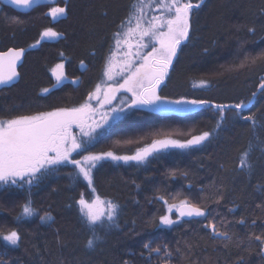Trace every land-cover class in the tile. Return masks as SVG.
Returning <instances> with one entry per match:
<instances>
[{
  "label": "trees",
  "instance_id": "1",
  "mask_svg": "<svg viewBox=\"0 0 264 264\" xmlns=\"http://www.w3.org/2000/svg\"><path fill=\"white\" fill-rule=\"evenodd\" d=\"M139 3L140 0H56L28 12L0 3V52L13 47L26 49L18 82L0 90V118L87 103L89 93L103 79L114 34L122 30L121 22L125 24ZM52 7H66V15L53 20L49 14ZM49 27L62 35L44 39L35 48L27 47ZM253 57L257 58L254 63ZM61 62L66 81L57 84L51 69ZM262 78L264 0H203L192 13L190 37L177 49L159 94L171 100L183 97L227 104L246 101L256 92L250 109L258 121L255 130L250 122L229 110L222 128L201 145L170 148L142 164L101 161L94 169L91 188L82 178L74 180L69 175L75 172L72 166H61L31 187L37 214L20 221L16 217L29 196L28 186L0 184V261L264 264V243L255 239L260 236L264 241V92L258 89ZM201 80L208 81L209 86H198ZM44 88L49 91L42 92ZM248 114L245 111L242 115ZM218 116L219 112L208 105L170 111L133 108L114 121L89 151L132 155L154 140L184 141L211 131ZM249 142L253 144L250 172L238 168L240 154ZM79 158L73 155V159ZM82 193L85 198L93 193L120 206L114 225L95 229L100 239L92 248L87 247V241L93 229L82 219L76 203ZM161 196L169 205L187 199L204 207L208 215L180 219L171 226L159 225V217L167 212ZM46 213L51 214V219L41 221L40 216ZM170 215L176 220L174 211ZM209 222L227 232L231 241L214 236L207 227ZM11 230L20 235L18 245L2 239ZM145 244L153 249L160 246L161 252L150 255ZM165 245L170 256L165 255Z\"/></svg>",
  "mask_w": 264,
  "mask_h": 264
},
{
  "label": "snow or ice",
  "instance_id": "2",
  "mask_svg": "<svg viewBox=\"0 0 264 264\" xmlns=\"http://www.w3.org/2000/svg\"><path fill=\"white\" fill-rule=\"evenodd\" d=\"M36 2L38 0H7V3L18 8H29ZM151 2L152 0H149V3ZM202 2L203 0H196L195 3L193 0H157V7L161 9V13L159 16H153L147 22V26H144L145 4L144 0H140L141 6L136 9L138 15L130 16L127 30L118 31L114 34L117 46L122 42L128 45L129 51L125 53L128 59L125 66L122 67L121 73L112 74L111 58H109L105 66V75L109 81H113L115 76H120L123 82L116 81L115 87L109 85L105 100L98 101V103L110 105L107 95L111 94L114 97L120 89H125L131 93L130 103L109 107L99 120L94 122H90V117L96 115L95 109L89 103L82 104L80 107L59 108L47 113L0 118V184L19 188H24L27 185L29 189V196L21 205V211L16 217L17 221L31 218L37 214V209L33 207L31 200V187L38 184L44 176L58 171L61 166H72L75 172L69 175L74 180L82 178L89 187H92L94 169L101 161L111 159L124 162L135 161L137 164H142L155 153L170 148L188 149L201 145L209 141L222 128L229 110L233 111L234 116L250 122L252 130H255L258 121L250 109L255 103L256 92H253L246 101L242 99L237 103L227 104H217L211 100H187L183 97L176 101H168L166 97L157 93V89L168 75L169 66L172 65L173 58L177 55V49L182 42L190 37L192 13L201 6ZM49 14L53 20H56L66 15V7H52L49 9ZM133 18L136 20L134 28L131 26ZM120 27H125L123 21ZM248 31L254 32V29L249 28ZM133 33H138L140 38L136 45L135 54L131 50L132 45L129 43L130 34ZM61 35L62 33L54 31L51 27L45 28L40 33V39L27 47L35 48L42 40ZM148 47H151V51L142 55V50ZM25 53V48L15 47L0 52V85H8L18 76L17 64L22 60ZM256 59L253 57L251 62L254 63ZM80 63L81 66L84 65V61ZM63 69V62L56 64L51 69L57 84H61L66 79ZM77 82V80L73 81V83ZM55 86L53 85V87ZM198 86L208 87L209 82L201 80ZM258 89L260 92H264V78L261 79ZM48 91V88L42 89L44 93ZM98 91L99 85L97 86ZM89 98H96V93L90 92ZM205 105L213 107L219 112L216 126L211 131L192 135L190 139L184 141L171 138L154 140L150 145L137 149L132 155H117L113 151H89L114 121L123 118L126 110L143 106H152L158 110H191L192 106L202 107ZM245 111H249L246 116L242 115ZM73 126L79 129V133L72 132ZM252 149L253 144L249 142L247 149L240 154L238 165L240 170L249 172L252 170L253 164L250 161ZM262 150H264V146H262ZM81 153L85 154L80 155ZM74 154L80 158L73 159ZM159 199L164 200L167 206L166 214L159 217V225L171 226L183 217L206 218L208 215L204 207L193 204L187 199L180 200L179 204L171 205L163 196ZM76 203L80 206L82 219L93 229V235L87 241V247L92 248L100 239L96 235L95 229L114 225L119 215L120 206L111 200L100 201L99 197L89 202L84 198L83 193ZM101 203L106 205L105 210L99 209ZM217 203H219V198H217ZM173 209L177 213L176 220H173L168 214L172 213ZM40 219L41 221H48L51 219V214L46 213L40 216ZM243 222L242 219L241 223ZM207 227L211 229L214 236L231 241L232 237L227 232L220 231L215 223L209 222ZM2 239L8 244L18 245L20 235L17 230H11ZM255 239L264 243L260 236L255 237ZM163 247L165 255L170 256L171 253L168 252L167 246ZM144 248L149 251L150 255L161 252L160 246L153 249L149 244H145ZM0 264H6V262L0 261ZM125 264L128 262L125 261Z\"/></svg>",
  "mask_w": 264,
  "mask_h": 264
},
{
  "label": "rangeland",
  "instance_id": "3",
  "mask_svg": "<svg viewBox=\"0 0 264 264\" xmlns=\"http://www.w3.org/2000/svg\"><path fill=\"white\" fill-rule=\"evenodd\" d=\"M144 4H145V7H144L143 20H144V26H147V22L149 20H151L153 16H159L160 15L161 9L157 7V0H152L151 3H149V0H144ZM138 6H141L140 3L136 6L134 14L132 16L138 15V13L136 11ZM128 20L125 22V27L122 28L121 32H124L127 30ZM135 24H136V20L133 18L131 26L134 28ZM165 31H166V29H165ZM139 39L140 38H139L138 33L130 34L129 43L132 45L131 50L134 54L137 51L136 45L139 42ZM122 41H123V38H122ZM156 46L158 47V45H156ZM128 51H129V48H128L127 44L122 42L119 46H117L116 43L114 42L112 52L108 57V59L111 58L112 74L121 73V69H122V67L125 66V62L128 59V57L125 56V53H127ZM150 51H151V47H148L147 49L142 50V55H146L147 52H150ZM108 59H107V61H108ZM137 59H140V57H137ZM141 62H142V60H141ZM103 75H104L103 79L98 84L99 85V91L97 92V86L98 85L93 90V93H96V98L90 99L89 96L87 97V103L91 104V106L95 109V113H96V115L94 117H90V122H94L96 120H99V118L108 110L109 107L123 106V104H125L126 102L130 103L131 93L127 92L125 89H120L118 92L115 93L114 97L111 94L107 95V99L110 101V105L98 103V101L102 102L105 100L109 85H111L112 87H115L116 81H119L120 83L123 82V80L120 76H115V79L113 81H109L107 76L105 75V68H104V74ZM64 81H66V79ZM159 89H160V86L157 89L158 95H160ZM167 100L168 101H176V100H171V99H167ZM141 109H147L148 110V109H153V107L152 106H143V107H141ZM173 110H181V109H173ZM160 111H170V110H160ZM72 132L73 133H79V129L77 127L73 126ZM133 162H135V161H133ZM89 188H91V187H89ZM96 198L97 197L93 193H91L89 198H85V199L87 201L91 202V201L95 200ZM100 201H105V200L100 199ZM99 209L105 210L106 205H104L103 203L99 204ZM173 211H175V210L173 209ZM168 214L170 215V213H168Z\"/></svg>",
  "mask_w": 264,
  "mask_h": 264
},
{
  "label": "water",
  "instance_id": "4",
  "mask_svg": "<svg viewBox=\"0 0 264 264\" xmlns=\"http://www.w3.org/2000/svg\"><path fill=\"white\" fill-rule=\"evenodd\" d=\"M49 1H56V0H38V2L34 3L31 7L29 8H18L16 7L15 5H12V4H9L7 3V0H0V3L2 4H5V5H9L10 7H12L13 9L17 10V11H20V12H28L30 11L31 9L33 8H36L40 5H44V4H47ZM7 51V50H6ZM25 56V55H24ZM23 59L24 57L22 58V60L20 62H18L17 64V72H18V69L19 67L21 66V64L23 63ZM19 80V72H18V76L12 81L10 82L8 85H0V90L3 89V88H8L14 84H16ZM175 212V211H174ZM175 215L177 216V213L175 212ZM197 218H200V217H183L181 218L182 220H192V219H197ZM264 249V246L263 248ZM262 257L264 258V251H262Z\"/></svg>",
  "mask_w": 264,
  "mask_h": 264
},
{
  "label": "flooded vegetation",
  "instance_id": "5",
  "mask_svg": "<svg viewBox=\"0 0 264 264\" xmlns=\"http://www.w3.org/2000/svg\"><path fill=\"white\" fill-rule=\"evenodd\" d=\"M52 3H54V1H49L47 4H45V5H50V4H52Z\"/></svg>",
  "mask_w": 264,
  "mask_h": 264
}]
</instances>
